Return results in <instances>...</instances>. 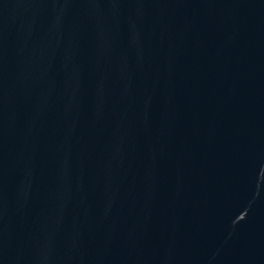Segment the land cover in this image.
I'll use <instances>...</instances> for the list:
<instances>
[{"label":"water","instance_id":"water-1","mask_svg":"<svg viewBox=\"0 0 264 264\" xmlns=\"http://www.w3.org/2000/svg\"><path fill=\"white\" fill-rule=\"evenodd\" d=\"M0 264H264V0H0Z\"/></svg>","mask_w":264,"mask_h":264}]
</instances>
